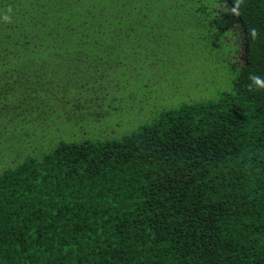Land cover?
<instances>
[{"label":"trees","instance_id":"16d2710c","mask_svg":"<svg viewBox=\"0 0 264 264\" xmlns=\"http://www.w3.org/2000/svg\"><path fill=\"white\" fill-rule=\"evenodd\" d=\"M252 74L264 0H0V264H264Z\"/></svg>","mask_w":264,"mask_h":264},{"label":"rangeland","instance_id":"374dc122","mask_svg":"<svg viewBox=\"0 0 264 264\" xmlns=\"http://www.w3.org/2000/svg\"><path fill=\"white\" fill-rule=\"evenodd\" d=\"M203 80H205V77H202L201 79L194 77L193 79H191L189 83H187L188 85L189 84L192 85V86H189L190 88H192L194 85V88H195L194 90L188 89L192 96L193 101H200L205 96H210V94L212 93L214 89V86H212L213 85L212 82H205ZM186 87L187 86H185V88ZM121 124L122 123H119L118 125L120 126ZM8 165H11V163L8 162Z\"/></svg>","mask_w":264,"mask_h":264},{"label":"clouds","instance_id":"9594fccd","mask_svg":"<svg viewBox=\"0 0 264 264\" xmlns=\"http://www.w3.org/2000/svg\"><path fill=\"white\" fill-rule=\"evenodd\" d=\"M240 2H243V0H240ZM252 36L253 38H255L256 36V31L254 29L252 30ZM249 80L251 81V85L249 86L250 90L253 85L257 88H264V78L257 76L255 74H252L249 76Z\"/></svg>","mask_w":264,"mask_h":264}]
</instances>
